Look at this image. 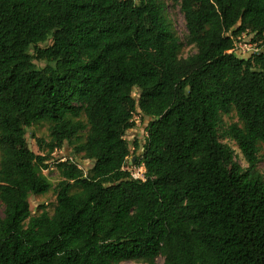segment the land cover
<instances>
[{"label":"trees","instance_id":"1","mask_svg":"<svg viewBox=\"0 0 264 264\" xmlns=\"http://www.w3.org/2000/svg\"><path fill=\"white\" fill-rule=\"evenodd\" d=\"M173 1L186 58L162 0H0V264H264V0ZM243 36L256 53L231 52ZM134 116L144 181L123 171ZM81 141L91 169L58 160L53 214L32 215Z\"/></svg>","mask_w":264,"mask_h":264},{"label":"rangeland","instance_id":"2","mask_svg":"<svg viewBox=\"0 0 264 264\" xmlns=\"http://www.w3.org/2000/svg\"><path fill=\"white\" fill-rule=\"evenodd\" d=\"M165 2L167 6V19L169 23L172 25L173 32L176 37L179 38L180 43L182 44V47L180 49V57L186 58L196 52V50L192 46H187L185 44V36H186V29H185V22L182 14L179 11V6L173 1V0H162ZM252 40L251 36H245L242 38V41L245 43H248ZM46 45H50V42L41 45V47H45ZM249 53H252L251 51ZM250 54H248L249 56ZM40 67H43V64H38ZM138 95V92L135 90L133 92V97L136 98ZM223 127L222 129H225L226 127L238 123L237 116L235 112H231L229 115L223 116ZM81 121L85 122V118H81ZM148 122V119H142L139 118L137 126L129 131L126 134V141L128 142L129 149H130V156L128 157L124 168L130 169L132 168L135 164L134 157H138L142 151V147L144 144V139H145V125ZM49 125L47 123H41L35 126H32L31 128L26 130V141L28 143L29 149L33 151L36 155H46V149L40 150L38 147V141H44L45 143L49 142V131H48ZM222 132V131H221ZM82 136H85L84 134ZM137 143L138 149L135 150L134 143ZM224 144H227L230 146L232 151L234 152V155L236 157L237 163H239L241 166L245 167L244 160L237 149L236 145L233 142H230L228 140H222L221 141ZM83 143V141L79 142L78 144L74 143L72 145H67L64 144V146L55 151L53 154L50 156V161L48 162L49 168L47 170H43L41 173L42 175L49 181L51 184L52 188L51 190L43 196H31L29 198V204H30V209L32 212V215H38L41 211L42 208L51 216L54 211V207L56 205V199H55V192L54 188L58 185L59 182H61V177L58 174V171L56 170L55 164L57 161H66V160H72L75 164H77L82 170L88 171L91 169L92 165L90 162L84 160L82 158L81 154H75L74 149L75 147L80 146ZM259 159L260 162L258 164V170L264 174V151H261L259 153ZM58 161V162H59ZM78 192L77 189H73L72 193ZM3 215V207L0 204V217ZM121 264H139V263H133V262H124ZM154 264H163V259L162 258H157L155 260Z\"/></svg>","mask_w":264,"mask_h":264},{"label":"built area","instance_id":"3","mask_svg":"<svg viewBox=\"0 0 264 264\" xmlns=\"http://www.w3.org/2000/svg\"><path fill=\"white\" fill-rule=\"evenodd\" d=\"M243 37H245V36H243ZM243 37H241L240 39L238 38V43L236 44V48L233 51H231V52H234V53L239 54V55H244V56L248 55V54L256 53L258 50L255 47V45L252 44V43L243 42L242 41ZM250 51L252 53H249ZM133 121H134L135 125L137 126L138 121H139L138 116H134L133 117ZM75 165H77V164H75ZM77 167L79 169H81L78 165H77ZM123 171H126L127 173H129L130 177L133 180L144 181V168H143L142 165H134L130 169H127V168L123 167Z\"/></svg>","mask_w":264,"mask_h":264},{"label":"crops","instance_id":"4","mask_svg":"<svg viewBox=\"0 0 264 264\" xmlns=\"http://www.w3.org/2000/svg\"><path fill=\"white\" fill-rule=\"evenodd\" d=\"M134 161V160H133Z\"/></svg>","mask_w":264,"mask_h":264}]
</instances>
